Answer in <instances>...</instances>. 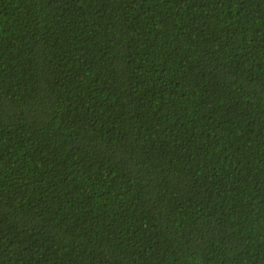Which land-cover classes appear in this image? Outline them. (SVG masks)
Segmentation results:
<instances>
[{
  "label": "trees",
  "instance_id": "1",
  "mask_svg": "<svg viewBox=\"0 0 264 264\" xmlns=\"http://www.w3.org/2000/svg\"><path fill=\"white\" fill-rule=\"evenodd\" d=\"M0 264H264V0H0Z\"/></svg>",
  "mask_w": 264,
  "mask_h": 264
}]
</instances>
